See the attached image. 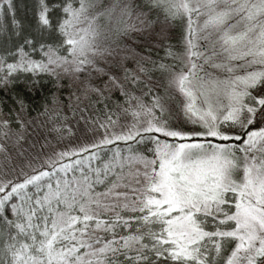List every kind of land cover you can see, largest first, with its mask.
Returning <instances> with one entry per match:
<instances>
[{"label": "snow or ice", "instance_id": "obj_1", "mask_svg": "<svg viewBox=\"0 0 264 264\" xmlns=\"http://www.w3.org/2000/svg\"><path fill=\"white\" fill-rule=\"evenodd\" d=\"M147 2L187 20L189 66L172 85L185 98L182 111L192 129L157 116L166 110L163 98L147 106L125 93L137 100L132 115L145 116L142 125L138 120L109 134L115 123L109 116L100 125L102 138L30 161V171L20 168L14 179L0 162V264H264V127H255L264 118V0ZM39 4V22L48 27L46 0ZM62 11L63 40L48 46L47 62L28 59L21 48L20 62L6 66L8 75L67 64L83 72L93 63L90 53L113 54L96 46L101 18L111 31L113 21L133 14L130 0H64ZM63 46L68 55L59 54ZM204 64L224 78L205 72ZM145 140L153 145L150 157L132 144L105 149ZM105 151L111 155L102 156ZM210 222L215 230H206Z\"/></svg>", "mask_w": 264, "mask_h": 264}, {"label": "trees", "instance_id": "obj_2", "mask_svg": "<svg viewBox=\"0 0 264 264\" xmlns=\"http://www.w3.org/2000/svg\"><path fill=\"white\" fill-rule=\"evenodd\" d=\"M130 2L131 18L125 16L119 23L113 21L111 31L103 27L109 24L106 18L99 21L102 27L96 37V46L101 50L109 49L112 55L93 56L90 53L89 59L93 63L79 73L72 70L74 65L67 64L52 66L54 72L17 70L8 75L6 66L20 62L21 48L28 54V59L46 63L44 53L48 46L61 44L63 37L58 25L64 18V0H46L48 27L39 22V0H11L10 4L8 0H0V58H3L0 144L6 149L0 153V162H3L2 171L8 178L14 179L20 168L30 171L27 167L30 161H43L55 150L91 144L102 138L105 129L100 125L107 124L109 116L115 121L107 126L109 134L127 131L138 120L142 125L146 117L132 115L137 100L129 101L125 93L140 98L147 106H151L155 97L163 98L166 110L157 112V116L173 127L192 129L183 115L179 91L172 85V75L184 68L181 56L186 48L187 20L171 19L162 8L152 7L147 0ZM138 13L143 14L140 19L136 18ZM129 25H135V30H128ZM125 30L126 34H121ZM65 47H60V55H68ZM141 68L144 71H140ZM133 75L142 83H133ZM110 77H115L122 87H114ZM4 121H7L6 125L2 123ZM255 127H264V118L258 119ZM128 144L151 156L148 149L153 145L147 140L144 143L118 141L106 145L105 149H126ZM101 155L110 156L111 151ZM6 156L11 158L10 161L5 159Z\"/></svg>", "mask_w": 264, "mask_h": 264}, {"label": "rangeland", "instance_id": "obj_3", "mask_svg": "<svg viewBox=\"0 0 264 264\" xmlns=\"http://www.w3.org/2000/svg\"><path fill=\"white\" fill-rule=\"evenodd\" d=\"M203 19L204 18L201 17L198 23L202 24L203 23ZM203 44H204V42L203 41H200L198 46H202ZM185 52H186V48H185V50H184V52H183V54L181 56L182 57V62H183V65H184V68H182V70L185 71V72H187L188 66H189V62H188V59L186 57ZM198 63H203V60L198 61ZM204 71L205 72H208V73H212L213 75H215V76H217L219 78H224V75H225V73H223L221 70L212 68L208 64H204ZM200 74L203 75L204 73L201 72ZM174 76H175V74L172 75V81H173ZM263 90L264 89H262L261 91H263ZM180 96H181V105H182V109H183V105L185 103V98L181 94H180ZM55 151H58V150H55ZM206 228H215V224H213V223L210 222V223L207 224ZM227 245H228V247H227L228 250H230L231 247L233 246L231 242H229ZM220 264H223V262H221Z\"/></svg>", "mask_w": 264, "mask_h": 264}]
</instances>
